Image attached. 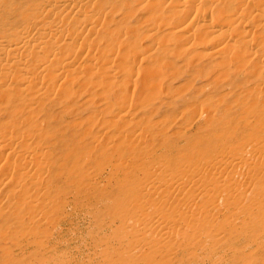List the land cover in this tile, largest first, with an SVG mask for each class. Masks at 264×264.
Instances as JSON below:
<instances>
[{"label": "rangeland", "instance_id": "374dc122", "mask_svg": "<svg viewBox=\"0 0 264 264\" xmlns=\"http://www.w3.org/2000/svg\"><path fill=\"white\" fill-rule=\"evenodd\" d=\"M146 15L139 14L133 26H138ZM256 24L247 25V30L257 32L256 37L247 38L253 58L256 57L250 60L257 68L249 81L242 77L244 73L236 75L237 66H232L236 77L230 80L224 76L226 70L214 69L212 61L203 57L207 51L198 47H178L164 61L154 57L155 65V59L160 60V70L155 69L160 71L158 77L162 74L159 78L164 83L154 73L151 78L156 76L160 81L153 80L158 84L151 91H159L161 95L154 94L160 98L152 94V100L149 90L146 96H140L144 84L141 76L137 82L139 93L133 96V87L128 96L126 116L118 121V128L111 127L107 133L114 138L122 132L126 138H133L131 143L136 142V147L125 151L120 164L115 156L110 167L99 175L94 171L95 164L83 176L70 171V181L63 186H78L75 194L70 193L67 198L69 213L65 217L48 216V221H44L43 217L37 219V210L31 208L22 217L23 228L14 224L19 236L10 232L14 222L8 213L0 218V264H264V31L258 30ZM174 28L161 31L165 44L173 33H179V28ZM223 31L230 36V29ZM145 43L143 49L149 45ZM168 62L182 67L192 64L176 75L171 68L166 70ZM216 80L221 91L211 84ZM255 86L256 91L252 90ZM208 97L212 102L205 99ZM151 105L155 107L152 109ZM191 105L196 106L195 113L186 111ZM93 108V115L75 114L77 123L84 118L83 130H90L91 116L101 118L99 125H103V121H114L119 109L114 108L111 113L100 109L95 113ZM164 116L171 120L167 122ZM79 159L87 163L90 154L81 150ZM234 172L236 175L231 178L229 175ZM108 180L113 188L109 195L101 193ZM210 181L216 192L207 194ZM245 181L244 190L231 189V185L240 187ZM2 183L0 179V192H7ZM191 187L195 191L189 199L183 194ZM33 189L37 195L43 194L42 189ZM88 195L85 201H77ZM4 199L0 196V215H4Z\"/></svg>", "mask_w": 264, "mask_h": 264}, {"label": "bare ground", "instance_id": "6f19581e", "mask_svg": "<svg viewBox=\"0 0 264 264\" xmlns=\"http://www.w3.org/2000/svg\"><path fill=\"white\" fill-rule=\"evenodd\" d=\"M139 14L147 15L134 27L133 22L138 20ZM250 22H258L255 26L264 31V0H0V179L7 188V192H0L5 198L1 203L4 215L0 218L4 219L8 213L14 222L10 232L21 235L13 228L14 224L23 228L22 217L31 208L37 210L36 218L43 217L44 221H48V216L53 219L69 213L67 198L70 193L75 194L78 186H63L70 181V171L83 176L95 164L94 171L99 175L104 168L110 167L115 156L120 164L125 151L137 143L133 140V145V138H126L122 132L110 137L108 130L117 127L118 121L126 116L125 107L132 88L133 96L139 93V78L142 76L144 83L140 96H146L148 90L151 93V88L157 87L158 81L153 80L160 75L155 69L160 70L158 62L171 58L178 47H198L207 51L203 57L212 61L214 69L224 68V76L230 80L243 73L242 77L248 81L253 78L257 68L250 60L255 55L247 38L256 37L257 32L247 30ZM170 27L179 28V33L173 35L171 32V41L165 44L160 33ZM225 28L231 30L230 36H225ZM145 42L149 45L143 49ZM227 50L232 58L227 56ZM154 57L160 59H155L156 65L152 62ZM166 64V70L171 68L177 75L192 63L183 64L184 67ZM232 66L239 67L236 75ZM154 73L157 77L152 79ZM211 84L220 90L217 80ZM257 87L252 90L256 91ZM154 92L161 95L159 91ZM154 92L150 95L153 99H148L154 100ZM159 94L156 95L159 97ZM205 99L212 102L209 97ZM91 107L95 113L100 109L102 113L119 109H116L114 121H103V125L102 121L99 125L101 118L91 116L87 122L90 130H83L84 118L81 124L77 123L75 114L93 115ZM194 107L188 106L186 111L194 110L195 113ZM164 119L171 120L170 116ZM90 142H94L93 146ZM81 150L90 154L89 162L79 159ZM3 152L6 153L1 155ZM235 175L236 172L229 176ZM108 182L101 193H111L112 184ZM210 183L207 194L216 190L213 181ZM246 184L247 181L240 187L231 185V189L241 191ZM33 188L42 189L43 194L37 195ZM194 191L191 187L183 195L191 199ZM89 195L82 200L78 197L77 201H85Z\"/></svg>", "mask_w": 264, "mask_h": 264}]
</instances>
